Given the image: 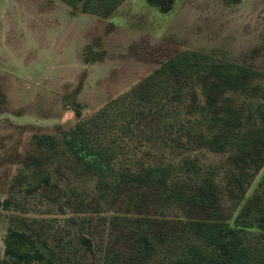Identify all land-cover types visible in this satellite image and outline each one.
<instances>
[{"label": "rangeland", "instance_id": "1", "mask_svg": "<svg viewBox=\"0 0 264 264\" xmlns=\"http://www.w3.org/2000/svg\"><path fill=\"white\" fill-rule=\"evenodd\" d=\"M185 50L250 67L247 84L264 92V0H122L106 15L60 0H0V264L7 226L30 233L61 264H134L129 219L183 218L175 207L153 211L150 197L128 209L120 199L98 197L95 174L78 171L60 144L44 146L32 136L58 137ZM225 98L241 109V127L264 123L249 113L244 89L222 92L216 109ZM133 142L131 152L120 140L105 146L121 164L130 157L180 166L189 160L170 181L188 188L203 169L213 170L217 195L207 216L231 222L239 205L231 206L223 180L241 166L249 173L243 199L256 218L264 212V144L247 165L233 149L179 145L171 152L159 138ZM80 234L90 249L81 247ZM159 256L141 264H157Z\"/></svg>", "mask_w": 264, "mask_h": 264}, {"label": "trees", "instance_id": "2", "mask_svg": "<svg viewBox=\"0 0 264 264\" xmlns=\"http://www.w3.org/2000/svg\"><path fill=\"white\" fill-rule=\"evenodd\" d=\"M60 1L70 6L78 3L82 12L106 15L122 0ZM251 75L254 70L246 65L185 50L164 60L131 89L81 117L58 137L33 134L32 140L44 146L60 144V150L77 164L78 171L95 174L100 198L110 202L120 199L128 209L150 197L153 211L164 206L181 211L183 218L152 220L145 215L129 219L135 227L131 237L134 264L148 261L155 252L161 253L157 264H264V212L256 218L243 199L244 182L249 176L244 167L225 174L223 180L231 206L239 205L228 223L204 211L217 195L213 170L203 169L202 180L188 188L170 181L177 168L189 166V160L184 159L180 166L171 160L146 163L130 157L121 164L105 146L109 140H120L131 152L136 147L133 141L159 138L171 152L179 145L215 152L233 149L236 160L245 159L250 165L254 163L252 156L264 144V123L241 127L239 107L228 98L221 102L220 109L215 105L222 92L242 88L249 97V113L264 122V92L258 85L247 84ZM147 130L149 134L144 136ZM41 180L47 181V176ZM255 221L260 231L253 234L250 228ZM78 239L83 249H90L88 237L80 234ZM2 241L6 258L1 264H61L27 231L7 226Z\"/></svg>", "mask_w": 264, "mask_h": 264}]
</instances>
